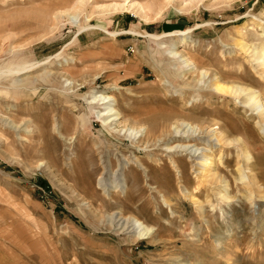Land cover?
Returning <instances> with one entry per match:
<instances>
[{
	"label": "rangeland",
	"instance_id": "374dc122",
	"mask_svg": "<svg viewBox=\"0 0 264 264\" xmlns=\"http://www.w3.org/2000/svg\"><path fill=\"white\" fill-rule=\"evenodd\" d=\"M130 1L0 0V264H264V135L236 98L203 94L213 73L264 95L238 48L264 40V0L114 10ZM178 52L208 76L185 85ZM101 97L121 125L105 120ZM162 116L203 120L223 143L200 163L166 153L173 139L141 142ZM242 146L260 195L236 181ZM225 185L229 201L216 195Z\"/></svg>",
	"mask_w": 264,
	"mask_h": 264
},
{
	"label": "bare ground",
	"instance_id": "6f19581e",
	"mask_svg": "<svg viewBox=\"0 0 264 264\" xmlns=\"http://www.w3.org/2000/svg\"><path fill=\"white\" fill-rule=\"evenodd\" d=\"M172 1L173 0H164L165 6L167 7L168 5H170ZM131 2L132 0L129 3H126V5H119V6L117 5L115 6L114 10L123 11L125 9L128 10L131 8L132 9L138 8L139 11L141 9L145 10L144 6L136 5V3L130 5ZM192 6L193 5H190L188 7H191L193 9L194 7ZM145 19L150 20L147 17H145ZM247 28L251 30L252 26L248 25ZM261 30L263 32L262 35L264 36V26H261ZM238 48L241 52L246 53V54L251 51V55L250 54L249 55H250V59L253 60L252 68L255 71V73L260 77V79L264 81V40L262 41V43L256 44L254 46L249 45L248 43H245V42H241L239 43ZM185 57L186 59H184ZM173 59H176V60L184 59L183 65H187L186 67L181 68L182 70H184V72H187V74L190 73V77L187 80H186L187 74L184 73L185 75L182 77L183 79L182 82L185 85L191 86L192 82L194 81V77H197V79L199 78V80H202L200 76L202 77V74H204V76L206 77L208 76L210 72L209 69L203 68L204 66H201L200 65L201 63L199 64L198 61L196 62L192 57L188 55H183L180 52L174 53ZM188 68L190 69L186 70ZM19 69L20 70H18L16 73H19L21 72V70H24V67H20ZM203 70H207V71L204 72ZM12 72L14 71L12 70ZM159 75L161 76L162 81H164L163 76L161 74ZM210 77H212V79L210 80L209 87H211L213 90L212 92L202 91L203 94L205 96L209 95L211 98H214L215 96H217V94L223 95V96H231V97L233 96L234 98H236L235 99L236 104L239 105L241 103L242 106L247 110V113L251 112V115L248 116L249 119L250 120L253 119L255 121V126L258 127L260 129L261 134L264 135V95L260 91L254 89L253 87L247 86L246 84L245 85L240 84V82L239 83L224 82V80L220 78V76L218 77L217 74L213 75L212 73ZM107 99H108L107 97L100 98V102L103 101L102 105H110L108 103H111V100H107ZM106 110L108 112L107 114H104L103 117L105 116H109V117L105 118V120L106 119L111 120L113 117L117 118L119 116L118 113L113 108V106L111 105L108 108H106ZM167 117L168 119H166L165 116H162L158 118L155 117L149 120L148 126L146 127V130H145L146 132L143 135L144 139L141 142H145L150 147H156L158 144H160L161 146L162 144L167 143L168 140L173 139L180 143L175 145L174 147H168L167 150H165L166 153H172L174 152V150L175 151L177 150L180 153H184V154L186 153L187 155H189L191 159H194V160L198 159L200 163H204L205 161L207 162L208 160L211 159L210 157L211 155L209 153L212 154V152L210 151V149L215 146L216 142L219 144L223 143V138H224L223 133L218 132L219 133L218 134L213 129H211V126L208 125L203 120L200 121V119L198 118L189 117L191 120L197 121L196 122L197 124L196 123L194 124V121L192 123H188V121L186 122L185 120L183 121V120L176 118L177 121L175 120L176 122L172 124L170 123L172 122V119H170L169 116ZM119 121L120 120L112 119L110 123H113V122L118 123ZM121 124L122 123L119 122V125ZM27 133H30V132L27 131ZM143 136H141V138ZM202 142L207 144L203 148H201L199 145V143H202ZM228 142H229V145L235 144V142L237 143L240 142L244 144L242 140L233 139ZM242 147L244 148H242L243 150H241V154H239L238 157L239 159L243 158L244 165L242 166V164L241 165L239 164V167L237 168L238 176L236 177V181L237 183H240V185L242 184L241 186H244L245 188H247V190H249L252 194L256 193L260 195V190H259L260 187L258 185L259 181L253 175V172H252V163L254 161V157L251 155V152L249 151V149H247V147L245 146H242ZM170 160L173 166L176 169H178L180 174H182L183 172L180 170L181 168H180V165L178 164V161L172 158H170ZM200 165H203V164H200ZM113 175L118 181L121 182V180L118 179L121 173L116 171L113 173ZM181 176H182L181 178L184 179V174H182ZM220 183L227 184V181L221 178ZM121 187L123 188V185H121ZM229 194L230 193H229L228 185H225L224 188H222L219 192L216 193V195L219 196L220 199H223L224 201H229L232 199V197ZM117 220H118L119 226L123 227L126 230H130L136 234H139V237L141 239L143 236L145 235L147 236V234L149 233L150 229L148 230L144 226V224L139 222L138 220L124 219V218H120Z\"/></svg>",
	"mask_w": 264,
	"mask_h": 264
}]
</instances>
